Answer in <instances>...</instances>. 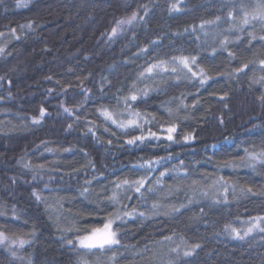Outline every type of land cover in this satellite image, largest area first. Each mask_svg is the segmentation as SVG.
<instances>
[{
  "label": "trees",
  "instance_id": "1",
  "mask_svg": "<svg viewBox=\"0 0 264 264\" xmlns=\"http://www.w3.org/2000/svg\"><path fill=\"white\" fill-rule=\"evenodd\" d=\"M16 3L0 0V47L5 50L0 54V76L5 77L0 80V231L29 243L14 249L0 245V264H78V258L88 264H149L153 253L167 259L164 254L169 241L155 243L163 236H173L172 246L180 245L185 251L199 245L191 256L181 255L179 264H264V232L256 231L239 240L224 231L230 222L243 234L242 222L264 216V168L257 165L254 171L250 167L216 166L238 160L246 148L259 150L264 146V101L258 99L264 85L253 83L264 76L259 65V59H264V42L248 45V33L254 31L259 37L264 35V28L254 23L245 26L243 32L228 31L232 23L239 22L240 17L229 21L227 16L239 0H29L27 7H17ZM173 3L179 11L169 12ZM143 5L150 13L145 21L125 25L126 30L107 43L115 22L134 11L144 16ZM217 16L222 19L201 28L203 21ZM28 23L31 28L19 27ZM12 29H16L15 36ZM225 35L232 40L227 47L235 59L220 47ZM152 41L157 43L152 45ZM144 46L150 47L148 55L137 56ZM173 55H196L212 79L203 87L198 80L184 79L178 86L152 93L138 108L166 119L162 104L167 103L173 109L180 142L151 140L128 146L111 125L110 131H116L117 136L96 127L97 142L87 132V121L104 123L96 108L108 104L117 88L126 90L137 71L151 59ZM249 61L253 63L244 73H233L234 68ZM114 64L117 67L109 70ZM101 77L111 81L110 88L104 84L107 96L103 97ZM84 88L91 89L93 99L79 108L76 115L80 119L76 120L64 113L60 104L76 111L84 100ZM181 102L187 107H181ZM111 104H115L114 98ZM41 106L49 115L39 125H32L31 118L39 116ZM152 127L158 130V126ZM188 133L194 139L185 143L182 137ZM45 147L54 151L47 152ZM160 157L166 159L155 165L150 181L165 169L171 171L161 185H155L158 191L149 194L143 190L145 201L132 194L133 199L124 202L129 208L138 205L140 211L150 208L153 201L177 206L184 203L186 208L173 216L128 219L124 224L118 221L121 244L109 251L74 250L65 243L66 239L75 243V237L84 233L61 229L73 222L81 227L102 224L103 217L113 210L107 202L98 204L97 193L110 189V182L117 177L144 174L143 169L133 166ZM88 160L94 162L95 170L82 167ZM41 163L47 164L42 179L37 176L33 180L32 171L24 165ZM73 169L80 171L74 173ZM93 175L99 176V181H93L91 195L85 198L80 189ZM220 176L229 182L227 193L223 188H209ZM192 179L200 184L194 186L197 194L188 204V197L194 195L189 187ZM177 184L180 191H175ZM170 185L174 186L171 192ZM242 187L253 191L242 193ZM33 189H43L47 202L37 201L31 195ZM201 190L209 191V197L200 196ZM218 194H222L221 201L226 195L228 202H214ZM113 254L115 260H109ZM155 264H160L159 259Z\"/></svg>",
  "mask_w": 264,
  "mask_h": 264
},
{
  "label": "snow or ice",
  "instance_id": "2",
  "mask_svg": "<svg viewBox=\"0 0 264 264\" xmlns=\"http://www.w3.org/2000/svg\"><path fill=\"white\" fill-rule=\"evenodd\" d=\"M29 0H17V7H27ZM144 8L145 15L139 16L137 12H133L131 16L123 19H119L115 22L114 26L111 28V31L107 34L108 41L107 43H112L123 31H125V25H130L134 21H145V17L148 16L149 9L147 5L142 6ZM177 4L173 3L169 7V12L179 11ZM235 13V15H234ZM229 21H235L237 17L239 18L238 23H232L228 29L229 32L235 30L236 32L246 31L245 26L259 23L262 28H264V0H239V4L233 3L232 10H230L227 14ZM222 18L217 16L215 20L211 21H203L201 24V28H203L204 24H211L220 21ZM21 29L23 28H31L32 24L28 23L25 25L19 26ZM187 31V29H185ZM12 34L15 36L16 29H12ZM0 35H3L0 33ZM250 39L248 40V45L251 46L253 41L259 40L260 42H264V35H260L257 37L255 32L248 33ZM19 39V37H15ZM237 40H240V37H236ZM157 42L152 41L151 44L155 45ZM232 43V40L229 36L225 35L224 39L220 42V47L224 50H228V44ZM261 47L264 48V43L261 44ZM4 48L0 47V54H4ZM150 51L149 46H144L139 49V52L136 54L137 56L148 55ZM216 49H213L215 52ZM228 56L232 59H235V53L228 50ZM133 61L126 60L125 63H131ZM253 63L249 61L247 63H242L240 67L234 68L233 73H244L245 69L249 67V64ZM259 65L261 69L264 70V59H259ZM117 65H109V70H114ZM190 74V76H189ZM5 79V77L0 76V80ZM47 79H52V77H47ZM188 79L190 82L192 80H198L201 87H203L209 80L212 79L211 76L208 75V72L204 67L201 66L200 61L196 55H173L168 58L158 57L155 59H151L150 62H147L143 67H141L132 82L129 84L127 89L125 90L123 86L116 89L112 96L109 97L108 104H100L96 108V112L99 114L98 118H102L103 124L97 125L95 120L87 121V132L91 133L94 138H96L97 142H100V138L96 136L95 128L103 127L105 132H110V135L117 136L116 131H110L108 125L114 126L115 129L119 130L120 134L125 137L124 144L128 146H139L140 144H144L151 140H167L172 143H179L176 139V135L178 134V124L175 121V116L173 109L168 107L167 103L162 104V107L167 112V118L165 119L163 116L158 119L156 113L152 112H144L138 108V105L141 102H146V98L150 97L154 92L165 91L166 87L170 86H178L179 83ZM103 83L101 84L100 92L101 96H107V92L105 91L104 84H107L109 88L111 87V81L108 80L107 77H101ZM171 81V83H169ZM59 83V81H57ZM253 83H260L264 85V76L260 77L258 80H253ZM143 84V87L140 85ZM164 85L165 87H162ZM49 93L52 92V89L48 90ZM91 93V89L84 88L83 96L84 100L80 105L76 106V111L73 108L65 106L63 102H61L60 107L63 109V112L68 116H75L76 120H79L80 117L76 115V112L79 111V108L87 103V101L93 99ZM183 96V94H181ZM114 98L115 104H111V100ZM223 99V97H221ZM258 99L264 101V93L261 94ZM181 107H187L181 102ZM176 111H179L177 108ZM49 115L47 110L41 106L39 109V116H33L31 118L32 125H39L46 116ZM147 126V127H146ZM152 126H158V130H153ZM27 127V125H25ZM68 128H72V124L68 125ZM136 130H139L138 134L133 135L132 133ZM119 138V137H118ZM183 142L187 143L194 139L191 133L185 134L183 137ZM109 145L112 144V140L109 139L107 141ZM41 144L47 145V141H41ZM47 152H53L54 149L45 147ZM67 151V149H65ZM87 156V153H85ZM168 157L167 159H170ZM143 160V158H141ZM164 159L163 157L155 158L151 160H143L141 163H137L133 167H138L144 170V174L137 175L135 178L131 177H117L116 180L111 181L112 187L110 189H105L104 191L96 194V199L98 204L100 202H107V205L113 206V210L108 212L103 217L102 224L92 225L81 227L76 222H73L70 227L63 228L61 231H75V232H83V235H77L75 237V243L72 239H66L65 243L68 245H73L74 250L77 249H87V250H102L109 251L112 250L114 246L120 245L121 240L119 239V235L121 229L116 227L117 222L119 221L121 224L126 223L128 219H149L153 216L163 215V216H173L179 214L181 209L187 207L186 204L181 203L178 206L175 204H162L158 201H153L150 208H146L143 211L139 210L138 205H133L129 208L128 204L125 203V200L133 199L132 194H136V197L140 201H145L147 199L146 192L151 194L158 191V188L155 185H161L163 182V178L166 173L171 171L165 169V171L160 172L159 177L155 179L154 182L150 181V174L155 170V165L161 163ZM211 160V157H209ZM183 164V161H181ZM257 165L264 168V146H262L259 150L256 149H244V156L239 157L238 160H229L218 162L217 167L224 168H239V167H250L254 171L257 168ZM30 171H32V178L35 180L37 176H41L42 170L47 168L46 163L41 164H26L24 165ZM82 167H91L95 170V164L93 161L88 160L86 165ZM52 170V169H49ZM59 171V169H55ZM80 169H73V172H79ZM103 173H100V176H103ZM207 178V177H205ZM42 179V176H41ZM49 179H53L49 177ZM175 179L179 181V177L177 176ZM93 181H99V176L93 175L90 180L84 181V187L80 189V195L87 198L91 195L92 189L91 185ZM200 181L196 179H192L191 185L193 196L188 197V204L193 203L194 197L197 194V189L194 186H198ZM229 182L225 179V177L220 176L215 179L212 185H209V188H223L224 193L228 192ZM48 185L45 184V187ZM174 186H169V191L173 190ZM143 190H146L143 191ZM179 184L175 186V191H180ZM233 191H235V186H233ZM253 189L248 187L247 189L241 188L242 193H251ZM43 189L37 191L33 189L31 195L37 201L47 202L46 198L42 196ZM199 195L208 198L210 193L209 191L201 190ZM214 201L216 203L228 202V198L226 195H223L222 201L219 198ZM59 203V201H58ZM203 211V209H201ZM0 215H3L0 212ZM80 216L84 214H78ZM88 215H91L89 213ZM236 219H239L237 217ZM249 226L243 230V234H241V229L233 227L232 224L226 223L224 226V231L226 234L231 236L232 238L243 240L245 237L249 236L253 231L259 230L260 232H264V216H256L250 217L248 221L244 222ZM175 235V233H173ZM173 236H163L161 241H156L155 243L163 244L167 241H172ZM6 242L17 245L19 247H23V245L29 243L28 240L21 239L17 237L16 239H11L5 232L0 231V245L5 244ZM199 245L193 246L192 249L183 251L182 255L184 257H189L192 255V252L195 248H198ZM180 245H177L175 248H170L164 256L167 257L165 260L163 257H158L157 254L153 253L149 264H155V261L159 259L160 264H179L181 259V252L179 251ZM175 254L174 256L171 254ZM140 254V253H137ZM15 256V252L12 253ZM109 260H115V254L109 257ZM78 264H88L86 260H81L78 258Z\"/></svg>",
  "mask_w": 264,
  "mask_h": 264
},
{
  "label": "rangeland",
  "instance_id": "3",
  "mask_svg": "<svg viewBox=\"0 0 264 264\" xmlns=\"http://www.w3.org/2000/svg\"><path fill=\"white\" fill-rule=\"evenodd\" d=\"M244 222H246V221H244ZM244 222H242V223L240 224L243 230H245V229L249 226L247 223H244ZM256 231H259V230H255V231H253L252 233H254V232H256ZM2 245L8 246V247L11 248V249H14V248L19 247V246H17V245H13V244H10V243H8V242H6L5 244H2ZM168 246H169V247H168V251H169L170 248H175V247H177V245L172 246V242H170V241H169ZM84 250H86L87 252H88V251H92V250H87V249H84ZM179 251L181 252V255H182L183 251H185V250H184L183 247L180 246ZM171 255L174 256L175 254L173 253V254H171ZM98 263H99V261H95L94 264H98Z\"/></svg>",
  "mask_w": 264,
  "mask_h": 264
}]
</instances>
